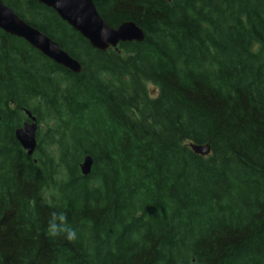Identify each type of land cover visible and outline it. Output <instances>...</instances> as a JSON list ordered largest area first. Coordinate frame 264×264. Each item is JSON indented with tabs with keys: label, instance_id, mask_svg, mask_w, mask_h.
<instances>
[{
	"label": "trees",
	"instance_id": "obj_1",
	"mask_svg": "<svg viewBox=\"0 0 264 264\" xmlns=\"http://www.w3.org/2000/svg\"><path fill=\"white\" fill-rule=\"evenodd\" d=\"M3 2L82 72L0 30V264H264V0H93L145 33L108 52ZM53 211L75 241L46 236Z\"/></svg>",
	"mask_w": 264,
	"mask_h": 264
},
{
	"label": "water",
	"instance_id": "obj_2",
	"mask_svg": "<svg viewBox=\"0 0 264 264\" xmlns=\"http://www.w3.org/2000/svg\"><path fill=\"white\" fill-rule=\"evenodd\" d=\"M38 2L53 10L95 50L108 52L117 49L120 44L142 43L145 40L144 31L133 22H125L117 28L110 27L99 15L93 0H38ZM0 30L25 41L43 56L73 74L82 72L79 62L71 58L56 42L19 18L3 0H0ZM26 115L28 122L16 131L15 136L28 156L32 157L37 149L38 124L36 117L29 111H26ZM190 148L195 154L203 157L211 153L209 145L191 144ZM92 165V158L86 157L81 165L83 176L91 174Z\"/></svg>",
	"mask_w": 264,
	"mask_h": 264
},
{
	"label": "clouds",
	"instance_id": "obj_3",
	"mask_svg": "<svg viewBox=\"0 0 264 264\" xmlns=\"http://www.w3.org/2000/svg\"><path fill=\"white\" fill-rule=\"evenodd\" d=\"M45 234L49 239L63 237L69 242L77 239V230L67 223L66 216L63 212L53 211L48 219Z\"/></svg>",
	"mask_w": 264,
	"mask_h": 264
},
{
	"label": "rangeland",
	"instance_id": "obj_4",
	"mask_svg": "<svg viewBox=\"0 0 264 264\" xmlns=\"http://www.w3.org/2000/svg\"><path fill=\"white\" fill-rule=\"evenodd\" d=\"M149 88L152 90V93H153V94L156 93V90H155V88H153V86L150 85Z\"/></svg>",
	"mask_w": 264,
	"mask_h": 264
}]
</instances>
